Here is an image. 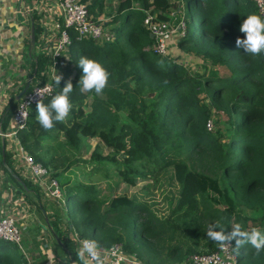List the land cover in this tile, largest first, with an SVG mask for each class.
Here are the masks:
<instances>
[{
    "label": "trees",
    "instance_id": "obj_1",
    "mask_svg": "<svg viewBox=\"0 0 264 264\" xmlns=\"http://www.w3.org/2000/svg\"><path fill=\"white\" fill-rule=\"evenodd\" d=\"M81 1L93 19L100 13L107 16L103 25L108 26L110 39L71 34L64 50L67 60L57 66L64 77L59 87L69 78L74 86L69 116L45 130L37 122L35 104L25 126L16 130L18 143L63 189L62 200L52 198L28 174L33 183L21 178L41 210L52 207L51 213L45 211L54 227L49 235L52 261L83 263L72 233L101 247L119 243L141 264H179L194 252L216 248L218 244L206 236L211 223H222L228 230L239 223L244 230L264 231V54L251 55L235 45L236 38L245 35L239 30L243 20L252 13L259 15L255 2L188 0L197 29L180 16L185 27L177 44L201 60L190 70L153 53L142 23L146 12L178 21L171 9L177 7L175 0H117L114 5L111 0ZM81 57L108 70L105 95L80 92ZM49 65V54L36 55L32 79L54 85L40 101L44 104L61 91L49 76ZM14 96L9 97L7 115ZM211 112H217L219 122L213 131L205 127ZM92 137L97 140L90 146L87 140ZM3 160L10 165L5 152ZM77 161L93 163L86 175L101 171L127 185L138 179L152 182L159 171L170 169L177 190L167 198L162 215L124 193L103 202L95 186L78 180L70 169ZM23 246L21 234L19 245L0 237V264H29ZM232 247L237 264L264 262V253L254 255L251 244L239 250Z\"/></svg>",
    "mask_w": 264,
    "mask_h": 264
},
{
    "label": "crops",
    "instance_id": "obj_2",
    "mask_svg": "<svg viewBox=\"0 0 264 264\" xmlns=\"http://www.w3.org/2000/svg\"><path fill=\"white\" fill-rule=\"evenodd\" d=\"M19 1L22 3L21 22L14 18L18 0H0V129L4 130L8 129L11 119V113L9 115L6 113L7 108L9 109L7 105L9 97L15 95L30 76L32 78L36 55H48L56 34L53 23L59 19L52 0ZM30 19L33 20V29L35 27L38 29L35 31L33 47L29 45ZM9 140V137H0V208L10 214L20 228L22 242L25 245L23 253L27 262L56 264L53 261L48 262L49 253H53L49 235H52L54 227L45 218V211L51 213L52 207L41 210L37 197L31 196L30 186L23 184L22 179L29 178L22 163L12 156V145ZM4 152L8 158L10 157L9 166L4 165ZM42 195L41 192L40 201L43 199ZM45 240L48 241L46 247ZM61 255H64V252H61ZM79 258L83 262L80 256Z\"/></svg>",
    "mask_w": 264,
    "mask_h": 264
},
{
    "label": "built area",
    "instance_id": "obj_3",
    "mask_svg": "<svg viewBox=\"0 0 264 264\" xmlns=\"http://www.w3.org/2000/svg\"><path fill=\"white\" fill-rule=\"evenodd\" d=\"M53 6L58 12L59 19L54 21L53 27L56 31L55 38L50 46L49 57L50 65L49 76L54 78L57 66L66 62L67 56L64 50L68 46L72 36L76 38H92L99 40H109L110 34L98 23L90 18L88 9L81 0H52ZM256 4L259 15L264 18V0H253ZM143 25L148 33L152 34V42L149 49L158 55L167 53L168 44L173 36L178 37L185 27L184 21L180 18L173 22L168 19H158L154 13L146 12L142 19ZM72 34V36H71ZM58 73V72H57ZM26 90L16 99L11 111L10 125L8 129H0V137H9L12 143V156L19 160L25 172L43 188V193L52 197L61 199V190L58 181L49 176V171L40 162L35 161L33 157L24 150L16 139V130L25 126L30 108L41 101L54 90V85L50 80L39 82L36 79L30 81ZM39 94L38 96L36 94ZM211 126L208 118L205 123L206 129ZM70 233V232H69ZM74 236L75 249L80 256V248L86 240H93L88 237ZM0 237L7 241L19 245L20 230L14 222V218L6 211L0 208ZM95 241V240H94ZM52 261V257L49 258ZM140 264L135 257L122 249L119 243H113L106 247L98 245V259L94 264ZM179 264H237L236 254L232 244L223 246L217 245L216 248L209 251L194 252L188 258ZM264 264V262L260 263Z\"/></svg>",
    "mask_w": 264,
    "mask_h": 264
},
{
    "label": "clouds",
    "instance_id": "obj_4",
    "mask_svg": "<svg viewBox=\"0 0 264 264\" xmlns=\"http://www.w3.org/2000/svg\"><path fill=\"white\" fill-rule=\"evenodd\" d=\"M239 30L245 35L243 38H236L235 45L238 49L251 55L264 54V18L255 13L249 14L241 23ZM77 64L82 70L78 81L80 92H94L101 95L108 84L110 75L108 70L100 62L88 57H81ZM62 80H64L63 74H58L56 71L55 85L59 87ZM59 88L61 91L52 98L49 104L40 101L36 104L37 122L45 130H51L57 122L65 121L73 108L70 97L74 86L71 78ZM206 236L220 246L234 244L239 250L246 244H251L255 249L254 255L259 256L264 253V231L258 228L244 230L242 225L237 223L231 226V230H228L222 223H211L207 228ZM79 251L83 264H94V261L98 259V244L94 240L84 241Z\"/></svg>",
    "mask_w": 264,
    "mask_h": 264
},
{
    "label": "rangeland",
    "instance_id": "obj_5",
    "mask_svg": "<svg viewBox=\"0 0 264 264\" xmlns=\"http://www.w3.org/2000/svg\"><path fill=\"white\" fill-rule=\"evenodd\" d=\"M112 5L117 3V0H111ZM188 0H177L176 6L171 7V9L177 12V16H184L186 19L190 20L191 23H194L195 28L197 29V18L192 12L191 8L186 6ZM179 8V10L177 9ZM109 8H105L108 11ZM112 9V6L110 7ZM90 18L98 23H101L103 28L107 30V28L103 25V21H105L107 16L105 14H99L100 18L93 19L91 14L89 13ZM99 41V39H97ZM162 56H167L169 59H174L175 61L181 62L188 69H196L198 64L201 62L198 58L194 57L187 53L183 47L177 44V37L173 36L168 44L167 53ZM102 96L105 94H101ZM148 96V95H147ZM218 117L224 119V116L218 114ZM211 121V126L208 130L213 131L216 127L219 126V122L217 120V112H214L208 117ZM59 139V137L57 138ZM97 140L96 137L89 138L87 141L89 145H93V143ZM101 150H106L101 148ZM87 153L83 152V157H86ZM75 166H72L70 169L77 175V179L82 181L83 183L91 182L96 190L99 199L103 202H106L108 198L112 194H121L124 193L129 196L135 197L137 200L145 203L148 207L154 212L156 215H162L166 212L167 203L166 200L168 197H173L177 190V185L172 178V174L170 169L159 171L151 182L150 179L140 180L138 179L134 185H127L119 180L116 176H108L101 171L97 173H91L89 175L85 174L89 168L92 167L93 163H87L82 161H77ZM147 184L148 186H145ZM61 194L63 189L60 187ZM244 212L247 214L251 211L249 209L243 208ZM18 227V226H17ZM20 229V228H19ZM19 252V251H18ZM52 254L50 253V258ZM48 262H51L50 259ZM180 263V262H179ZM178 264V263H177Z\"/></svg>",
    "mask_w": 264,
    "mask_h": 264
},
{
    "label": "water",
    "instance_id": "obj_6",
    "mask_svg": "<svg viewBox=\"0 0 264 264\" xmlns=\"http://www.w3.org/2000/svg\"><path fill=\"white\" fill-rule=\"evenodd\" d=\"M21 1L18 0V3L16 4V12H15V20L18 21V22H21L23 21V17L20 15V11L22 9V3L20 4ZM30 36H29V45L31 44V47H33L34 45V39H35V35H34V29H33V20L30 19ZM148 37L151 38L152 37V34L151 33H148ZM28 84H29V80H27L23 85L22 87L17 91V93L15 94V99H17L21 93H23L26 88L28 87Z\"/></svg>",
    "mask_w": 264,
    "mask_h": 264
}]
</instances>
